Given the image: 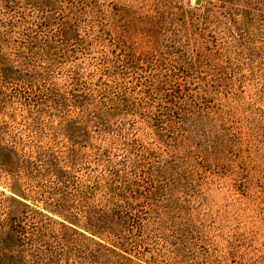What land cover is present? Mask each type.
Wrapping results in <instances>:
<instances>
[{
    "label": "rangeland",
    "instance_id": "1",
    "mask_svg": "<svg viewBox=\"0 0 264 264\" xmlns=\"http://www.w3.org/2000/svg\"><path fill=\"white\" fill-rule=\"evenodd\" d=\"M4 2L0 219L25 246L45 264H264V0H234V21L215 0Z\"/></svg>",
    "mask_w": 264,
    "mask_h": 264
},
{
    "label": "trees",
    "instance_id": "2",
    "mask_svg": "<svg viewBox=\"0 0 264 264\" xmlns=\"http://www.w3.org/2000/svg\"><path fill=\"white\" fill-rule=\"evenodd\" d=\"M234 0H215L213 6L216 10L223 15V17L228 18L229 21L236 20L233 17L234 8L232 7ZM8 6L4 2V0H0V28L5 27L6 24H10L12 22V16H9ZM5 76L0 72V82H6ZM24 207H28V204L22 203ZM46 207L51 209V211H56L57 213L62 215V219L67 221L68 223L79 226H84L87 231L91 233H100L99 231L104 227L103 216L95 217L94 212L89 210V208H75L63 206L57 200H47L45 202ZM31 209H33L31 207ZM35 214L40 212L32 211ZM60 221L59 224L62 228L70 231L72 234H81L77 229L73 226H68L64 221ZM19 224L12 219L10 223L4 222L0 219V264H45L43 262V258L41 256V248L36 245L37 243L31 242L28 246H25L23 241L22 231L19 229ZM39 231H36L33 234H38ZM87 237V236H86ZM34 241V239H33ZM97 244L101 247L107 248L100 242ZM24 246V248H23ZM25 249H31L30 259L25 257L24 251ZM128 259V258H127ZM130 261V259H128ZM45 261V260H44Z\"/></svg>",
    "mask_w": 264,
    "mask_h": 264
},
{
    "label": "water",
    "instance_id": "3",
    "mask_svg": "<svg viewBox=\"0 0 264 264\" xmlns=\"http://www.w3.org/2000/svg\"><path fill=\"white\" fill-rule=\"evenodd\" d=\"M194 2H195L196 5H199L201 0H194Z\"/></svg>",
    "mask_w": 264,
    "mask_h": 264
}]
</instances>
